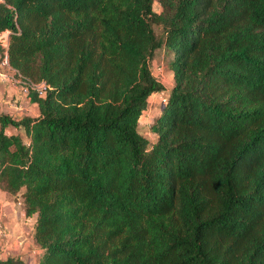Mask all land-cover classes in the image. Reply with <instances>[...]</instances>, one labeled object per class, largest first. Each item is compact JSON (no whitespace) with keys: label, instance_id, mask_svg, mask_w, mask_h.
Returning <instances> with one entry per match:
<instances>
[{"label":"trees","instance_id":"16d2710c","mask_svg":"<svg viewBox=\"0 0 264 264\" xmlns=\"http://www.w3.org/2000/svg\"><path fill=\"white\" fill-rule=\"evenodd\" d=\"M4 31L47 84L35 117L0 113V190L36 216V264H264V0H0Z\"/></svg>","mask_w":264,"mask_h":264},{"label":"rangeland","instance_id":"374dc122","mask_svg":"<svg viewBox=\"0 0 264 264\" xmlns=\"http://www.w3.org/2000/svg\"><path fill=\"white\" fill-rule=\"evenodd\" d=\"M162 9L159 1L154 2V10L160 12ZM160 34L161 30L156 29ZM7 34V33H5ZM3 66V65H2ZM153 71L156 77L163 83L166 89H169L173 84V75L166 67V59L163 52L159 53L153 61ZM7 73V71L0 70V74ZM165 93H155L150 97L149 108L144 113L140 121V131L143 135L154 140L155 135L151 131V124L153 119L159 114L163 105L165 104ZM38 106L30 100L29 93L25 91V87L21 83L13 84L9 80H4L0 77V113L12 114L15 117L32 116L35 117L38 114ZM24 139L26 136L21 131ZM21 205V200H19ZM19 205V206H20ZM3 207V206H2ZM22 207V206H21ZM4 210L0 207V215H3ZM2 253L6 248L4 247ZM6 253V252H5Z\"/></svg>","mask_w":264,"mask_h":264},{"label":"crops","instance_id":"0c3cea01","mask_svg":"<svg viewBox=\"0 0 264 264\" xmlns=\"http://www.w3.org/2000/svg\"><path fill=\"white\" fill-rule=\"evenodd\" d=\"M0 70L7 71V68L0 63ZM19 200L0 190V207L5 212L3 215L7 227L5 239L0 240V256L20 255L28 264H36L41 254L33 235L36 216H26ZM4 247L6 250L2 253Z\"/></svg>","mask_w":264,"mask_h":264},{"label":"built area","instance_id":"2783aa9c","mask_svg":"<svg viewBox=\"0 0 264 264\" xmlns=\"http://www.w3.org/2000/svg\"><path fill=\"white\" fill-rule=\"evenodd\" d=\"M8 35H9L8 31H4L0 34V43H1V46L4 52V57H3L1 64L7 68V73L0 74V77L4 80L7 79L11 81L13 84L15 83L23 84V86L25 87V91L27 93H29L30 91H34V92H37L39 95H44L46 87H47L46 82L44 81L33 82L27 78H24L19 72H17L15 69H13L9 65L8 59H7L8 45H9ZM6 228L7 227H6L4 217L0 215V240L5 239L7 235Z\"/></svg>","mask_w":264,"mask_h":264}]
</instances>
